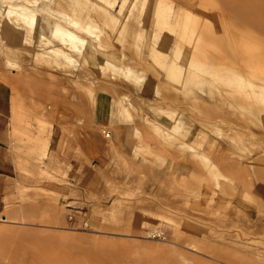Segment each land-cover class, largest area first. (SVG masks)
I'll return each mask as SVG.
<instances>
[{
	"label": "rangeland",
	"instance_id": "obj_1",
	"mask_svg": "<svg viewBox=\"0 0 264 264\" xmlns=\"http://www.w3.org/2000/svg\"><path fill=\"white\" fill-rule=\"evenodd\" d=\"M129 2L121 11L123 0L50 2L55 13L75 14L81 23L94 18L99 29V38L78 32L86 43L75 65L34 56L36 36L39 30L48 35L54 14L40 12L35 41L22 44L28 50L19 57L4 52L10 43L1 22L0 93L9 95L21 162L16 176L0 177V264H264V92L256 97L245 84L264 75V61L245 67L251 53L264 50V0H147L134 20L125 17ZM98 4L117 21L109 26L110 15L96 11ZM122 63L141 81L117 73ZM118 97L133 119L116 116ZM99 98L100 107L113 111L108 122L129 123L136 144L129 155L106 146L114 182L99 170L105 190L87 192L97 205L88 216L62 192L71 184L63 160L48 152V137L54 122L65 137L73 133L64 111L89 125ZM97 130L109 141L105 127ZM129 174L135 179L124 178ZM54 204L63 222L43 218ZM71 212L77 219H68Z\"/></svg>",
	"mask_w": 264,
	"mask_h": 264
},
{
	"label": "bare ground",
	"instance_id": "obj_2",
	"mask_svg": "<svg viewBox=\"0 0 264 264\" xmlns=\"http://www.w3.org/2000/svg\"><path fill=\"white\" fill-rule=\"evenodd\" d=\"M44 2V5L43 6H39V3L40 2ZM54 0H0V25H1V22L4 21L5 22V26L8 28L7 32H5V36H4V39L6 41H8L10 44L8 45H4V48H6L4 50L5 53L7 52H10L11 56H14V57H19L18 55L21 54V52H24V51H27L28 48H25L24 46H22V44L26 43V44H33L35 39H34V35L37 31V27H38V15L40 16V12H47V13H50V14H54L53 15V20H52V25L50 28H48L49 30H47L48 32V35L45 33V31L43 30H39L38 34H37V44H38V48L35 50V53H34V56L35 57H42V58H46L45 60L46 61H54L56 62V64L58 65H75L77 64V58L80 56L82 57L83 56V50H84V46H85V43H86V38L85 36H81L78 32L79 31H82L84 33H86L87 35L89 36H93V37H96V38H99V29L97 27V24L93 23L94 21V18L92 19L91 22H85V23H81L79 19V17L76 15V17L78 18V20L76 18H73L72 16H75L72 15L71 13V16L70 14H66L63 13V12H59L58 11V14L55 13V11L51 8L50 6V2H52ZM56 1V0H55ZM59 0H57V3H58ZM65 2L68 1V3H70L72 6L73 5H76L78 4V2L80 0H64ZM99 1H104V2H109L111 4H114L115 0H99ZM145 1V2H143ZM147 0H130V2L128 3L129 6V10L128 13L126 14L125 17L129 16L130 18H134L135 16L134 15H138L137 12L140 11V8L142 7V4L141 2L143 3V7L145 5L148 6V3H146ZM127 0H123V3L122 5L120 6V10L121 11L123 8V4L124 6L126 5ZM202 2V1H201ZM56 3V4H57ZM86 3V2H85ZM106 3V5H107ZM157 3V1H156ZM59 4V3H58ZM61 4V2H60ZM87 4V3H86ZM90 4V3H88ZM154 4V3H153ZM201 4V3H200ZM79 5V4H78ZM94 5V3H93ZM110 5V4H109ZM2 6H4L5 8H2ZM59 6V5H57ZM64 6V5H63ZM84 6V4L82 5ZM87 6V5H86ZM85 6V7H86ZM113 6V5H112ZM75 7V6H74ZM98 9L96 8V11L99 10V12H101V14H106L107 11H108V15H110V19L108 20V24L109 22H116V16L114 13L112 14H109V9L102 6V5H99L98 4ZM73 8V7H72ZM71 8V10H72ZM82 8V7H81ZM90 8V7H89ZM229 8V7H228ZM228 8H226L227 10V13H229V10ZM1 9H4V11H2ZM76 9V8H75ZM83 9V8H82ZM91 9V8H90ZM155 9V8H154ZM58 10V9H57ZM84 10V9H83ZM95 10V8H94ZM224 10V9H223ZM63 11V10H62ZM124 11V10H123ZM244 11V10H243ZM72 12V11H71ZM75 12V11H74ZM245 12V11H244ZM68 13V12H67ZM79 13V12H78ZM81 13V12H80ZM111 13V12H110ZM120 13V12H119ZM156 13V11H155ZM226 13V12H225ZM93 13H91L92 15ZM98 13H96L97 15ZM114 14V15H113ZM230 14V13H229ZM48 15V14H47ZM46 15V16H47ZM91 15L88 16L91 17ZM95 15V14H94ZM107 15V14H106ZM112 15V16H111ZM42 16V15H41ZM49 16V15H48ZM105 16V15H104ZM124 16V15H123ZM142 16V15H141ZM140 16V18H141ZM188 16V15H187ZM224 16V15H223ZM231 16V14H230ZM85 17V16H84ZM127 17V18H129ZM139 18V15L136 16ZM247 17V16H246ZM45 18V17H44ZM97 18V16H96ZM100 18V17H98ZM244 18V17H243ZM90 19V18H89ZM103 19V18H102ZM105 19V18H104ZM135 19V18H134ZM133 19V20H134ZM245 19V18H244ZM244 19H241L242 21ZM249 19L252 20V18L250 17ZM248 19V21H249ZM86 20V19H85ZM84 20V21H85ZM100 20V19H99ZM222 20V19H221ZM241 20H236L238 21L239 23H241L242 21ZM90 21V20H88ZM97 21V19H96ZM137 21V20H136ZM228 21V20H227ZM245 21H247V19H245ZM254 20H252L251 22H253ZM45 22V21H44ZM107 22V21H106ZM175 22V21H174ZM204 22V21H203ZM250 22V21H249ZM14 25V27L11 25ZM99 23V22H98ZM125 23H127V21H122L120 25H124L125 26ZM205 23V22H204ZM225 23V21H224ZM243 23V22H242ZM256 23V22H254ZM47 24V23H46ZM45 23L42 24L43 26L46 25ZM49 24V23H48ZM220 24V23H219ZM228 24V23H227ZM42 25L40 27H42ZM104 25V24H103ZM127 25V24H126ZM254 25V24H253ZM110 26V24H109ZM124 26H121V28L119 30L122 29H125ZM136 26V25H135ZM257 26H260V28L262 29L263 27H261V25H257ZM222 27V26H221ZM225 27V26H224ZM229 27V26H228ZM138 28V26H137ZM203 28V27H202ZM43 29V27H42ZM139 30V29H138ZM122 31H125V30H121L120 32ZM203 31V29H202ZM262 31V30H260ZM263 31H264V28H263ZM262 31V32H263ZM136 32V31H135ZM4 33V32H3ZM131 33V32H130ZM203 33V32H201ZM205 33V32H204ZM142 35V34H141ZM129 36V35H128ZM121 37V36H119ZM131 37H133L131 35ZM143 37V36H142ZM55 39L57 40L58 42L57 43H54L52 41V39ZM1 39V38H0ZM34 39V40H33ZM131 40L133 38H130ZM204 41V40H203ZM3 42V41H2ZM88 42V41H87ZM130 42V41H129ZM1 43V42H0ZM15 43V44H14ZM97 44V42H95ZM151 43V42H150ZM95 44V45H96ZM134 44V43H132ZM129 45V44H127ZM137 45V44H136ZM26 46V45H25ZM200 46V45H199ZM200 48V47H199ZM105 49V48H104ZM109 49V48H107ZM153 50V49H152ZM177 50V49H176ZM154 51V50H153ZM102 52V51H101ZM115 52H117L115 50ZM114 52V53H115ZM220 52V51H219ZM3 53V52H2ZM4 53V54H5ZM107 53V52H106ZM105 53V55H106ZM113 53V52H111ZM113 53V54H114ZM177 53V51H176ZM222 53V52H221ZM220 53V54H221ZM119 54H122L121 52ZM117 53V55H119ZM165 54V53H164ZM108 55V53H107ZM111 56H113L112 54H110ZM109 55V56H110ZM116 55V53H115ZM123 55V54H122ZM176 55V54H175ZM174 55V56H175ZM178 55V53H177ZM180 55V53H179ZM178 55V56H179ZM222 55V54H221ZM10 56V57H11ZM5 61L7 63H11L13 60L12 59H9L8 60V57L6 56L5 54ZM84 57V56H83ZM114 57V56H113ZM117 57V56H116ZM115 57V58H116ZM119 57V56H118ZM219 57V56H218ZM238 57H243V56H238ZM86 58V56H85ZM121 58V57H120ZM222 58V57H221ZM216 59V58H215ZM245 59V57L243 58ZM124 61V60H123ZM217 61V60H216ZM264 61V50H259L255 53H251L248 58L245 60V67H249L251 64H257V63H260V62H263ZM85 62V61H84ZM129 62V61H128ZM133 62V61H132ZM17 63V62H16ZM211 63V62H210ZM97 64V63H95ZM241 64V63H240ZM107 65V64H106ZM105 65V66H106ZM96 66V65H95ZM104 66V67H105ZM241 66V65H239ZM238 66V68H239ZM81 67V66H80ZM99 67L101 68L102 66L99 65ZM213 67V66H212ZM98 69V67H96ZM107 68V67H106ZM134 68V67H133ZM133 68H131L128 63L127 65L126 64H119L118 68H117V73H120V75L122 74L124 77H129V79H132L136 82L138 81H141V77L142 75H139L138 72L136 70H134ZM242 68V67H241ZM241 68L239 69L241 71ZM243 69V68H242ZM246 69V68H245ZM244 69V70H245ZM203 70V69H202ZM234 70H238L236 67ZM83 71V70H82ZM81 71V72H82ZM104 71V69H103ZM206 71V69H205ZM236 72V71H235ZM238 73V72H237ZM254 75V74H253ZM118 76V75H117ZM242 76V75H241ZM11 77V76H10ZM92 77V76H91ZM103 78V76H100ZM121 77V76H120ZM248 77V76H247ZM227 78V77H226ZM230 78V77H229ZM241 78V77H240ZM245 78V76H244ZM10 79H13L15 81L14 78H10ZM115 79V78H114ZM212 80V78H210ZM228 79V78H227ZM19 80V79H18ZM23 80V79H22ZM119 80V79H118ZM143 80V79H142ZM217 80V79H215ZM214 80V81H215ZM223 80V78H222ZM115 81V80H114ZM219 81V79H218ZM237 81V80H236ZM241 81V80H240ZM97 82V80H96ZM211 82V81H210ZM220 82V81H219ZM228 82V81H227ZM230 82V81H229ZM235 82V81H233ZM244 82V81H243ZM76 83V82H75ZM77 83L79 85H81L82 87V84H80V82L77 81ZM135 83V82H134ZM140 83V82H139ZM147 83V82H146ZM216 83H218L216 81ZM221 83V82H220ZM77 84V85H78ZM145 84V83H144ZM231 86H232V83H230ZM244 84V83H243ZM248 87V89L246 90L247 93L249 92H253L254 95H256V97H261L263 96V92H264V75L263 76H257V75H254L253 78H247L246 79V83H245ZM78 85V86H79ZM84 85V84H83ZM102 85V84H101ZM136 85V84H135ZM220 85V84H219ZM218 85V86H219ZM235 85L236 83L234 84V88H233V92L237 91V87L235 88ZM140 86V85H139ZM143 86V85H142ZM241 86V84H240ZM137 87V86H136ZM223 87V88H222ZM220 87V90L219 91H223L224 90V86ZM245 88V87H244ZM65 89V88H64ZM91 90V88H90ZM94 90V89H93ZM138 90V89H137ZM226 90V89H225ZM245 90V89H244ZM96 93V88H95V91ZM220 92V93H221ZM226 92V91H225ZM231 92V90L229 91V89L227 90V95H229ZM245 92V94H246ZM90 98H94V94H93V91H91L90 93ZM233 94V93H232ZM234 95V94H233ZM88 96V95H87ZM119 96V95H118ZM238 98L240 99V95H237ZM240 96V97H239ZM228 98L230 99V96H228ZM245 98V97H244ZM252 98V97H251ZM255 98V97H254ZM253 98V99H254ZM233 99V98H232ZM242 99V98H241ZM243 100V99H242ZM246 102H248V100L245 99ZM126 103V102H125ZM123 102V99L121 97H118L116 102H115V108H116V116L117 117H121L120 120L123 121V118H127V119H133L132 118V113L129 109V107ZM249 103V102H248ZM205 104V103H203ZM247 104V103H246ZM129 105V104H128ZM206 105V104H205ZM211 106V105H210ZM209 106V109H211V107ZM215 106V104H214ZM213 106V107H214ZM254 106V105H253ZM252 106V107H253ZM201 107V105H200ZM204 107V106H202ZM208 107V106H206ZM257 110V107H253ZM252 108V109H253ZM212 110V109H211ZM254 110V109H253ZM255 110V111H256ZM219 111V110H218ZM208 112V111H207ZM253 112V111H252ZM264 111H262L263 113ZM255 113V112H254ZM208 114V113H207ZM210 114V112H209ZM208 114V115H209ZM257 115V113H255ZM203 116V115H202ZM258 116V115H257ZM16 117V116H15ZM262 117V116H261ZM13 118V117H12ZM14 121V120H13ZM210 121V120H209ZM124 123V122H123ZM154 123V122H153ZM16 125V124H15ZM125 125V124H124ZM154 125V124H153ZM155 127V126H154ZM157 127V126H156ZM176 128V126H175ZM157 129V128H155ZM159 129V128H158ZM12 135V134H11ZM141 135V134H140ZM204 136V134H203ZM142 138V137H141ZM264 162V161H263ZM262 162V163H263ZM214 165V164H213ZM256 166V165H255ZM261 168V167H260ZM20 169V168H19ZM21 169H23L21 167ZM210 169V168H209ZM213 169V168H212ZM211 169V170H212ZM25 170V169H24ZM263 172V171H262ZM217 174V173H215ZM218 175V174H217ZM24 184V183H23ZM27 187V186H26ZM30 187V186H28ZM34 188H38L37 186L34 187ZM3 220H8V216H4V219Z\"/></svg>",
	"mask_w": 264,
	"mask_h": 264
},
{
	"label": "crops",
	"instance_id": "obj_3",
	"mask_svg": "<svg viewBox=\"0 0 264 264\" xmlns=\"http://www.w3.org/2000/svg\"><path fill=\"white\" fill-rule=\"evenodd\" d=\"M5 90L3 89L0 93V177L12 178L17 174L16 164L21 161H19L18 157L20 156L13 147L17 143V136L13 133L16 125L12 123L11 104L8 98L9 95ZM66 96L70 97L69 94ZM100 100L101 98L98 99L94 110L91 112L93 116L89 125L86 121L84 123L78 122L75 112L70 115L72 111H64L63 121L64 123L74 124L73 133L65 137L61 130H57L56 122H54L53 133L48 137V152L52 151L57 154L59 161L63 160L64 169L67 173L66 181L72 185H68V189L63 188L62 192L68 193L70 201H74V207L79 208L84 205L85 214L88 216H92L97 205L95 200H88L87 192L94 189L98 196H102L105 190L103 186L104 178L99 174V170L109 175L104 174L107 179L114 182V162H108L104 159L106 146L112 144L118 154L129 155L130 149L136 144V139L129 133L132 129L129 123L114 120L109 123L108 119L113 116V111L110 107L106 109L100 107ZM98 125L109 131L110 143L97 130ZM60 147L64 148L63 154H61ZM122 175V173L117 174L118 181H121ZM124 178L134 180L135 175L129 174ZM75 194H81L84 198H75L77 196ZM99 199L102 200L103 197ZM74 211L80 212L79 209H74ZM78 216V213H76L75 218L77 219ZM43 218L56 223L63 222L65 216L62 214L59 204H54L52 211L43 215Z\"/></svg>",
	"mask_w": 264,
	"mask_h": 264
},
{
	"label": "built area",
	"instance_id": "obj_4",
	"mask_svg": "<svg viewBox=\"0 0 264 264\" xmlns=\"http://www.w3.org/2000/svg\"><path fill=\"white\" fill-rule=\"evenodd\" d=\"M103 132H104V134H105L106 136H109V131H106V132H105V130H103ZM68 206H69V205H68ZM68 219H69V220H74V219H75V213H74V212L69 213V214H68ZM83 224H84V225H87V221H86V220L83 221Z\"/></svg>",
	"mask_w": 264,
	"mask_h": 264
}]
</instances>
